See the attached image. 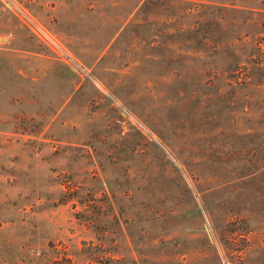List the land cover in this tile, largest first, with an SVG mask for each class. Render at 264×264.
<instances>
[{"label": "rangeland", "instance_id": "1", "mask_svg": "<svg viewBox=\"0 0 264 264\" xmlns=\"http://www.w3.org/2000/svg\"><path fill=\"white\" fill-rule=\"evenodd\" d=\"M0 264H264V0H0Z\"/></svg>", "mask_w": 264, "mask_h": 264}, {"label": "built area", "instance_id": "2", "mask_svg": "<svg viewBox=\"0 0 264 264\" xmlns=\"http://www.w3.org/2000/svg\"><path fill=\"white\" fill-rule=\"evenodd\" d=\"M39 32L45 39H47V40L50 39L48 34L44 30H40Z\"/></svg>", "mask_w": 264, "mask_h": 264}]
</instances>
